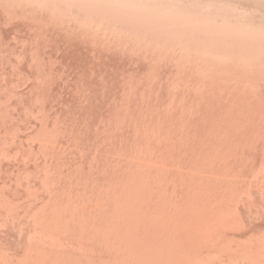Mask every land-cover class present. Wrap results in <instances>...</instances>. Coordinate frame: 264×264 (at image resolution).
I'll list each match as a JSON object with an SVG mask.
<instances>
[{
    "label": "bare ground",
    "instance_id": "1",
    "mask_svg": "<svg viewBox=\"0 0 264 264\" xmlns=\"http://www.w3.org/2000/svg\"><path fill=\"white\" fill-rule=\"evenodd\" d=\"M0 264H264V0H0Z\"/></svg>",
    "mask_w": 264,
    "mask_h": 264
}]
</instances>
